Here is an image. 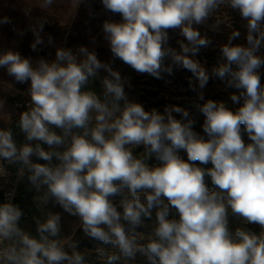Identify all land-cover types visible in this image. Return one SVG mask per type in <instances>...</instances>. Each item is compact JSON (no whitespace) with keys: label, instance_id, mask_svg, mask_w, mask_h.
Instances as JSON below:
<instances>
[{"label":"clouds","instance_id":"9594fccd","mask_svg":"<svg viewBox=\"0 0 264 264\" xmlns=\"http://www.w3.org/2000/svg\"><path fill=\"white\" fill-rule=\"evenodd\" d=\"M67 2L76 11L82 0ZM100 2L121 17L102 23L114 58L157 79L174 68L185 69L195 77L189 87L200 100L211 75L237 90L230 99L239 107L233 110L212 99L197 105L204 117L202 135L184 108L147 111L130 100L126 78L85 46L75 53L57 47L54 59L35 61L5 48L0 68L16 83L29 84L30 99L17 122L26 143L18 145L11 128H0V178L8 176L7 166L19 165L17 176L27 175L39 205L54 201L79 219L87 237L112 245L115 251L96 249L103 264H131L138 254L147 264H264V83L259 71L264 67V0ZM56 3L35 0L34 6L50 12ZM221 6L246 21V44L233 43L241 35L233 30L219 46L223 62L209 74L194 57L211 41L195 26ZM11 23L0 16V25ZM45 23L43 18L29 26L34 52L45 44ZM170 30L184 38L177 41L179 51L169 45ZM53 43L48 35L47 44ZM101 70L106 75L98 93L89 85ZM5 106L0 98V119L9 120ZM140 147L143 152L135 154ZM153 156L159 164L149 166L146 160ZM7 195L0 203V264H88L87 250L59 238V213L35 218L33 236L19 224L23 212L12 203L14 190ZM116 196L122 212L112 199ZM171 211L176 218H170ZM232 217L260 231H232ZM145 219L153 221L147 236L136 233L146 226ZM138 235L145 242L138 243Z\"/></svg>","mask_w":264,"mask_h":264},{"label":"rangeland","instance_id":"374dc122","mask_svg":"<svg viewBox=\"0 0 264 264\" xmlns=\"http://www.w3.org/2000/svg\"><path fill=\"white\" fill-rule=\"evenodd\" d=\"M34 5L35 0H0V16L6 15L12 21L11 24L0 25V50L11 48L19 51L25 57H32L33 61L40 57L48 60L54 59L57 47L71 48L75 53L80 46H85L89 51H97L112 56L108 41L105 39L102 31V23L105 20L119 22L121 17L119 14L105 11L100 0H82L73 18H71L73 9L67 0H57V3L53 6V10L50 12H43ZM29 10L30 14L25 15ZM43 18L47 19V23L44 24L45 44L39 46V51L34 52L30 47L34 38L32 32L29 30V26ZM70 19V24L66 26V22ZM245 24L246 21L240 17L237 11L221 6L205 24L195 26L202 35H206L211 41L207 48H201L194 57L206 68L209 74H211L213 67L223 62L220 57L219 46L227 42L233 30H238L241 33L240 37L234 40L233 43L246 44ZM20 31L23 32V35L18 34ZM48 35H51L53 38L54 43L52 45L47 44ZM169 37V45L179 51L180 48L177 41L184 39L179 34V30H170ZM260 54L264 55V48H261ZM168 62V60L165 61V63ZM259 71L262 83H264V67H261ZM190 79L195 83V77L192 76V73L182 68H174L172 74L162 73L160 79L150 74L133 75L128 88H126V93L130 100L141 103L147 111L155 108L163 113L166 106L172 105H177L188 110L195 121L193 125L194 130L203 135L202 124L204 117L196 106L208 99H212L217 102H224L230 109L235 110L239 105L234 103L230 99V96L234 92H237V90L226 87L222 81L210 75L209 82L204 89V100H200L197 93L189 87ZM15 85L20 86V83H16L12 77L7 75L5 69L0 68V98L7 94V104H14L15 100L23 95V93L16 95ZM173 115L178 119L180 118L177 113H173ZM244 139L247 142L246 136ZM136 150L142 153L143 147ZM150 160L151 162L146 160L149 166L159 164V161L154 156ZM112 199L117 205V210L122 212V208L119 207L121 197L116 196ZM141 201L144 202L143 196L141 197ZM154 214L155 209L153 210V219L155 218ZM153 221L145 224L151 226ZM241 224L245 223L241 221ZM253 226V228L248 230L258 233L260 231L259 226ZM151 232L152 230L136 229V233L143 234L144 236L151 234ZM72 241L76 242L75 236L70 240V242ZM137 242L143 243L145 241L140 239L138 235ZM78 247L80 251L87 250L88 255L86 256V260L88 264H103L102 258L96 252L98 248H103L109 252L115 251L112 245H104L101 242L93 246L84 244L80 246L78 244ZM131 264H147V262L138 254L137 260L131 262Z\"/></svg>","mask_w":264,"mask_h":264},{"label":"crops","instance_id":"0c3cea01","mask_svg":"<svg viewBox=\"0 0 264 264\" xmlns=\"http://www.w3.org/2000/svg\"><path fill=\"white\" fill-rule=\"evenodd\" d=\"M68 21L66 22L67 23L66 26L70 24L71 19ZM94 52L97 54V57L99 60H101V62L110 63L114 70L119 71L121 76L126 78L125 91L126 88H128L133 75H138V76L143 75L137 73L130 66L124 64L121 60L116 59L113 56H110L109 54L101 53L97 51ZM104 75H106V73L103 70H101L99 73V77L96 80H94L89 85V87L94 88V90H96L99 93L101 91L100 78H102ZM15 87H16L15 91L17 92L16 95L18 93L24 94L27 88L29 87V84L24 83V84H20V86L15 85ZM2 98L6 99V106L4 111L10 117V119L9 120L7 118L0 119V128H11L13 132L14 140L17 142L18 145L26 143L24 134L20 131L19 127L17 126V122L19 120V114L23 110H18L15 107V104H7L8 101L7 94H5V96ZM42 146L47 148L46 145H42ZM33 162L44 163V161L38 160L36 157L33 158ZM12 167L14 170L17 171L19 165H12ZM20 189H21V196L16 198L12 203L18 205L23 212L27 213V217L20 220L19 222L20 226L24 230L28 231L31 235L36 236L37 226L35 223V218H39L41 221H43L46 218L47 213L52 212V213H59L61 215V233L59 238L62 240L70 238L71 240L75 236L78 229L80 228L79 227L80 222L77 217L69 215L58 204H55L54 201L51 200L46 205H39L37 201L34 199V197L39 195V193H37L36 190L32 187V185L27 179V175H25L24 178L22 179L20 184ZM3 202H4L3 198L0 194V203Z\"/></svg>","mask_w":264,"mask_h":264},{"label":"built area","instance_id":"2783aa9c","mask_svg":"<svg viewBox=\"0 0 264 264\" xmlns=\"http://www.w3.org/2000/svg\"><path fill=\"white\" fill-rule=\"evenodd\" d=\"M30 98L27 95V90L25 93L18 99L15 100V107L18 110H24L26 102ZM27 142V141H26ZM34 157H32L33 159ZM8 176L5 178H0V194L3 198V201L6 202L8 199V193L12 192L14 190V196L12 198V202L21 196V189L20 184L22 179L24 178H18L17 171L13 169L12 165L7 166ZM23 212V211H22ZM27 217V213L23 212V216L21 217V220Z\"/></svg>","mask_w":264,"mask_h":264},{"label":"trees","instance_id":"16d2710c","mask_svg":"<svg viewBox=\"0 0 264 264\" xmlns=\"http://www.w3.org/2000/svg\"><path fill=\"white\" fill-rule=\"evenodd\" d=\"M135 154H140V153L138 152V150H135ZM179 154H180V156H181L183 159L187 160V156H186V153H185V152L182 151V152H180ZM147 161H148V162H151L150 158L147 159ZM197 163H199V162H197ZM204 167H211V165H210V164H209V165H205ZM206 182L208 183V186H209V188L211 189V188H212V185H211L210 179H209V178H206ZM153 210H154V209H153ZM154 217H155V214H154ZM170 218H176V213H175V211H171V212H170ZM154 219H155V218H154ZM154 219H153V220H154ZM147 222H151V221L145 219V223H147ZM145 225H146V224H145ZM151 225H152V224H151ZM229 227H230V230L235 231L237 228H240V227H243V228H245L246 230H248V229H250V228H253L254 226H253V225H247V224H241V221H240L239 219H237V218H235V217H232V218L230 219V225H229ZM151 228H152L151 226L146 225L145 227H140L139 229L152 230ZM75 240H76V242H77L80 246H82L83 244H84V245H87V246H93V245H96V244L100 243V242L97 241V240H94V239H92V238L87 237V236L83 233V231H82L81 228H79L78 231H77V233L75 234Z\"/></svg>","mask_w":264,"mask_h":264},{"label":"bare ground","instance_id":"6f19581e","mask_svg":"<svg viewBox=\"0 0 264 264\" xmlns=\"http://www.w3.org/2000/svg\"><path fill=\"white\" fill-rule=\"evenodd\" d=\"M75 12H76V11H73V13H72V17H71V18H73Z\"/></svg>","mask_w":264,"mask_h":264}]
</instances>
